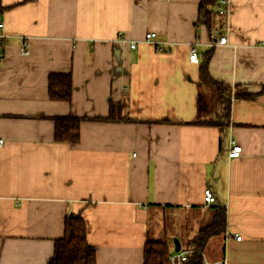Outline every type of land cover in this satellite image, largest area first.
<instances>
[{"label":"crops","instance_id":"obj_1","mask_svg":"<svg viewBox=\"0 0 264 264\" xmlns=\"http://www.w3.org/2000/svg\"><path fill=\"white\" fill-rule=\"evenodd\" d=\"M199 1L0 0V264H47L80 211L96 264H142L150 218L193 210L189 236L209 220L204 188L226 221L204 264H264V0H227L212 37L194 25ZM210 49L212 79L254 95L231 99L224 131L186 123ZM50 73L71 75L70 101L49 99ZM110 103L169 123L87 120L77 143L54 140L53 117H107Z\"/></svg>","mask_w":264,"mask_h":264},{"label":"trees","instance_id":"obj_2","mask_svg":"<svg viewBox=\"0 0 264 264\" xmlns=\"http://www.w3.org/2000/svg\"><path fill=\"white\" fill-rule=\"evenodd\" d=\"M218 0H200L197 10V19L194 25L203 24L209 36H213L215 31L221 27L222 18L226 15L219 12ZM4 7L0 5V12ZM212 49L207 51L203 60L199 62L197 83V116L193 124H205L217 126L220 131H224L230 123L231 99H251L254 95L246 93L238 84L227 86L216 81L208 74V62ZM47 94L50 100L70 101L72 97V78L69 73H50L47 76ZM259 93H264V85ZM120 106L110 103V111L107 117H74L70 115L53 117L55 141L75 144L79 141V128L81 121H104L111 120L146 122V123H169L167 120H135L118 115ZM165 207V206H164ZM212 211V216L207 223L200 227L195 234L189 236L186 232L184 251L187 252L186 259L179 264H204V248L211 238H214L225 231V209L224 207L208 206ZM163 222V220H162ZM89 230L88 219L79 212L73 216H67L64 220L63 235L54 240L52 257L47 264H96L94 246L87 240ZM149 230V229H148ZM172 238L158 239L150 238L146 235L143 247L142 264H171L170 255L176 251Z\"/></svg>","mask_w":264,"mask_h":264},{"label":"built area","instance_id":"obj_3","mask_svg":"<svg viewBox=\"0 0 264 264\" xmlns=\"http://www.w3.org/2000/svg\"><path fill=\"white\" fill-rule=\"evenodd\" d=\"M218 3L220 5L219 7V12L225 14L226 13V4H227V0H218ZM3 24L0 22V29L2 28ZM153 36H155V32H149L146 33L145 35V40H151L153 38ZM1 35H0V42H1ZM227 43V39L226 36L224 35H218L216 36V38H214L212 44L215 45H225ZM128 46L130 48H134L135 46V42L131 41L128 43ZM20 53L22 55H27L28 54V50L26 49V45L25 43H21L20 44ZM189 60H191V62L193 63H198L197 56L194 52H191L189 55ZM4 140L0 138V146L3 145ZM241 151H242V147H240V145L236 142L235 139L230 138V140L228 141V152H227V157L229 159L231 158H236L239 157L241 155ZM203 196H204V207H208L213 205L216 202L215 196L213 194V192L210 191V189L208 188H204L203 189ZM233 236H235V239L240 240L241 236L234 234ZM186 254L187 252L185 251H181L180 249L177 251L172 252V254L170 255L169 259H170V263L171 264H179L180 262L184 261L186 259Z\"/></svg>","mask_w":264,"mask_h":264},{"label":"rangeland","instance_id":"obj_4","mask_svg":"<svg viewBox=\"0 0 264 264\" xmlns=\"http://www.w3.org/2000/svg\"><path fill=\"white\" fill-rule=\"evenodd\" d=\"M206 216H210L211 210L206 209ZM172 211L166 210L164 212V216L162 220L155 221L154 218H150L149 224L151 225L148 234L150 238L158 239L161 238H172L174 241V238H177L182 243V249H184L185 244V233L189 232L187 229L188 224H193V219L196 218V215H194L193 210H189L188 212L179 210L176 213L172 215ZM187 219V220H186ZM186 220V221H185ZM200 225L203 223L201 221ZM207 222H204L203 225H205Z\"/></svg>","mask_w":264,"mask_h":264},{"label":"water","instance_id":"obj_5","mask_svg":"<svg viewBox=\"0 0 264 264\" xmlns=\"http://www.w3.org/2000/svg\"><path fill=\"white\" fill-rule=\"evenodd\" d=\"M174 244H175V247L174 249L177 251L179 250V240L177 238H174Z\"/></svg>","mask_w":264,"mask_h":264}]
</instances>
